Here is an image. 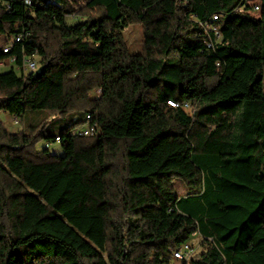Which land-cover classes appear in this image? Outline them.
Here are the masks:
<instances>
[{
    "label": "trees",
    "instance_id": "trees-1",
    "mask_svg": "<svg viewBox=\"0 0 264 264\" xmlns=\"http://www.w3.org/2000/svg\"><path fill=\"white\" fill-rule=\"evenodd\" d=\"M259 7L0 0L4 46L21 37L0 51L15 59L0 68V115H43L17 132L0 118V264H171L195 234L191 264H264ZM27 57L39 78L23 73Z\"/></svg>",
    "mask_w": 264,
    "mask_h": 264
},
{
    "label": "rangeland",
    "instance_id": "rangeland-1",
    "mask_svg": "<svg viewBox=\"0 0 264 264\" xmlns=\"http://www.w3.org/2000/svg\"><path fill=\"white\" fill-rule=\"evenodd\" d=\"M248 5L251 6L255 3H258L259 0H247ZM255 16V15H253ZM68 23H74V19H68L67 20ZM124 37L125 40L129 46V50L131 53H139L141 50V29L139 25H132L130 27H128L125 32H124ZM7 40L5 37L0 36V51L1 49L4 48V45H6ZM35 62L38 64V59L35 58ZM11 67L10 64H7L5 67L1 68L2 71H6ZM39 67V66H38ZM18 73V71H17ZM23 73H28V71L26 70V68L23 69ZM263 90H264V74H263ZM94 96L99 95V92H95L93 93ZM186 111L189 112V109L186 108ZM42 114L36 112V113H30L27 114L23 119H20L17 121L18 124H15V117H11L8 114H1L0 118L1 120H3L6 128L11 131V132H17L19 130H25L29 125H34L36 124L41 118H42ZM57 125L59 124H63V122H57ZM83 128V127H82ZM80 128V130L82 129ZM44 147V142L38 144L37 148L41 149ZM48 149L50 151V153L52 154H56V155H62L63 151L59 145V143L54 142V143H50L48 146ZM173 191L176 195L181 196L184 193V187L178 182V181H174L173 182ZM194 236V235H193ZM201 240L197 241V242H193L197 247H196V252L197 253L199 251V245H200Z\"/></svg>",
    "mask_w": 264,
    "mask_h": 264
},
{
    "label": "built area",
    "instance_id": "built-area-1",
    "mask_svg": "<svg viewBox=\"0 0 264 264\" xmlns=\"http://www.w3.org/2000/svg\"><path fill=\"white\" fill-rule=\"evenodd\" d=\"M260 11V7H259V2L255 3L252 5V14H258ZM21 39V37H16L13 40H10L7 46H4V48L2 49V53L5 54L7 52H9L10 48L12 47L13 42H19ZM7 64H10L11 66L15 65V59L14 58H8L4 61L0 62V68L5 67ZM26 68V70L28 71V73H34L37 69H38V64L35 62V59L33 58H24L23 60V64H22V69ZM99 92V91H98ZM188 105H185V107L187 108ZM15 124H18L17 121L18 119L15 118ZM86 120H89V116H86ZM87 127H91V125L89 124V122H86L83 125V130L82 131H78L79 135L83 136L84 130H87ZM56 141L58 142V138L56 139ZM196 245L192 242V241H187L186 243L182 244L177 250H175L172 253V260H171V264H191L190 260L191 258L196 254Z\"/></svg>",
    "mask_w": 264,
    "mask_h": 264
},
{
    "label": "water",
    "instance_id": "water-1",
    "mask_svg": "<svg viewBox=\"0 0 264 264\" xmlns=\"http://www.w3.org/2000/svg\"><path fill=\"white\" fill-rule=\"evenodd\" d=\"M43 66H39L38 69L32 74L34 78H39L42 75ZM262 77H258L257 81H261Z\"/></svg>",
    "mask_w": 264,
    "mask_h": 264
},
{
    "label": "crops",
    "instance_id": "crops-1",
    "mask_svg": "<svg viewBox=\"0 0 264 264\" xmlns=\"http://www.w3.org/2000/svg\"><path fill=\"white\" fill-rule=\"evenodd\" d=\"M5 114H6V113H5ZM199 240H201V237L198 236L197 234H195L194 236H192V237L190 238V241H192V242H197V241H199Z\"/></svg>",
    "mask_w": 264,
    "mask_h": 264
},
{
    "label": "bare ground",
    "instance_id": "bare-ground-1",
    "mask_svg": "<svg viewBox=\"0 0 264 264\" xmlns=\"http://www.w3.org/2000/svg\"><path fill=\"white\" fill-rule=\"evenodd\" d=\"M215 19V18H214ZM88 129V128H87ZM90 129V128H89ZM88 134H89V131L88 130H84V133H83V135H87L88 136Z\"/></svg>",
    "mask_w": 264,
    "mask_h": 264
}]
</instances>
